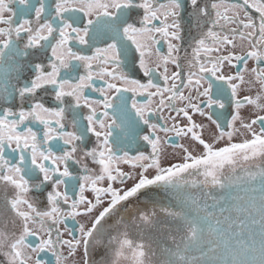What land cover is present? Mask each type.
I'll list each match as a JSON object with an SVG mask.
<instances>
[{"label": "snow or ice", "instance_id": "snow-or-ice-1", "mask_svg": "<svg viewBox=\"0 0 264 264\" xmlns=\"http://www.w3.org/2000/svg\"><path fill=\"white\" fill-rule=\"evenodd\" d=\"M264 264V0H0V264Z\"/></svg>", "mask_w": 264, "mask_h": 264}, {"label": "rangeland", "instance_id": "rangeland-1", "mask_svg": "<svg viewBox=\"0 0 264 264\" xmlns=\"http://www.w3.org/2000/svg\"><path fill=\"white\" fill-rule=\"evenodd\" d=\"M140 253L137 250H122L117 260V264H140Z\"/></svg>", "mask_w": 264, "mask_h": 264}]
</instances>
